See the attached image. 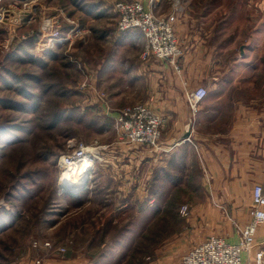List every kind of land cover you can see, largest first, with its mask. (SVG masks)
Segmentation results:
<instances>
[{"label":"rangeland","instance_id":"obj_1","mask_svg":"<svg viewBox=\"0 0 264 264\" xmlns=\"http://www.w3.org/2000/svg\"><path fill=\"white\" fill-rule=\"evenodd\" d=\"M117 1L132 0H8L18 6L26 2L31 12L19 23L0 24V264H169L200 241L202 229L193 222L207 195L197 164L170 171L166 163L144 159L137 166V189L121 196L94 188L87 200L88 189L73 196L61 184L66 170L81 169L60 162L71 141H98L102 157L116 139L133 144L114 129V117L137 101L115 108L93 83L97 71L89 58L107 45L102 31L118 28ZM161 1L158 14L178 0ZM240 1L253 18L252 28L263 26L264 0ZM45 16L61 19L64 33L75 26L69 20L77 25L72 41L59 43L43 58L32 48L36 34L28 33H36ZM98 163L86 180L93 179ZM117 202L130 205L115 213L119 226L97 228L73 218L80 203ZM183 205L189 207L187 216Z\"/></svg>","mask_w":264,"mask_h":264},{"label":"crops","instance_id":"obj_2","mask_svg":"<svg viewBox=\"0 0 264 264\" xmlns=\"http://www.w3.org/2000/svg\"><path fill=\"white\" fill-rule=\"evenodd\" d=\"M144 4L148 7V0ZM180 4L178 11L173 3L164 12H176L180 71L166 60L143 58L146 39L139 29H104L102 41L107 45L90 53L97 71H91L93 83L115 108L145 103L165 122L155 148L116 139L93 179L87 180V200L94 188L117 196L137 189V166L144 159L166 163L170 171L174 165L189 170L197 164L207 195V201L196 206L193 225L202 229L198 243L211 235L237 242L235 223L243 226L252 219L253 187H264V25L252 28L253 18L244 13L246 3L240 0H181ZM199 87H206L208 95L194 109L188 96ZM129 206V202L80 203L73 218L97 228L119 226L115 213ZM213 210L219 214L211 216ZM260 249H264V223L255 247L244 254L245 262Z\"/></svg>","mask_w":264,"mask_h":264},{"label":"built area","instance_id":"obj_3","mask_svg":"<svg viewBox=\"0 0 264 264\" xmlns=\"http://www.w3.org/2000/svg\"><path fill=\"white\" fill-rule=\"evenodd\" d=\"M161 0H149L148 7L141 1H117L115 11L118 15V29L125 32L139 29L145 39L146 47L143 58L154 56L166 60L178 71L181 70L179 59L182 48L175 31L176 12L172 14H158L156 8ZM174 10L181 8L180 0L175 2ZM31 12L26 2L22 6L0 0V24L19 23L23 16ZM75 25L69 31H63L61 19L45 16L41 19L33 41L36 56L45 57L59 43L73 40L76 20H69ZM88 85L84 82L83 86ZM208 95L206 87H199L189 93L191 106L196 109L197 104ZM105 107L110 111V104L106 95H101ZM114 129L131 143L156 147L162 137L164 118L145 103L137 102L135 106L118 109ZM69 150L60 158L61 164L68 168L82 167L86 161L92 166L103 160L102 146L98 141L88 144L84 141H71ZM252 219L243 226H237L240 238L237 242H229L220 235H211L200 243L194 244L184 256L169 264H264V249L257 250L248 263L244 254L251 252L256 245V235L259 226L264 223V187L256 184L252 190ZM181 213L189 214V207L183 205Z\"/></svg>","mask_w":264,"mask_h":264},{"label":"bare ground","instance_id":"obj_4","mask_svg":"<svg viewBox=\"0 0 264 264\" xmlns=\"http://www.w3.org/2000/svg\"><path fill=\"white\" fill-rule=\"evenodd\" d=\"M80 171L74 169H68L62 174L61 184L65 191H74L79 187L85 189L88 186V183L85 184L88 178V170L92 168V164L89 161H86Z\"/></svg>","mask_w":264,"mask_h":264},{"label":"water","instance_id":"obj_5","mask_svg":"<svg viewBox=\"0 0 264 264\" xmlns=\"http://www.w3.org/2000/svg\"><path fill=\"white\" fill-rule=\"evenodd\" d=\"M88 181L85 182V184H87ZM81 188L79 187L78 189H75L74 191H65L73 196L77 195L78 191L80 190Z\"/></svg>","mask_w":264,"mask_h":264},{"label":"trees","instance_id":"obj_6","mask_svg":"<svg viewBox=\"0 0 264 264\" xmlns=\"http://www.w3.org/2000/svg\"><path fill=\"white\" fill-rule=\"evenodd\" d=\"M33 41H34V40H32V48H34V47H33ZM33 50H34V49H33ZM49 53H50V52H49ZM49 53H48V54H49ZM48 54H46L45 57H46ZM43 58H44V57H43ZM60 116H61V114H60ZM57 118H58V117H57ZM6 220H7V219H6ZM6 220H5V221H6ZM11 220H12V219H11ZM5 221H4L3 223H5Z\"/></svg>","mask_w":264,"mask_h":264}]
</instances>
